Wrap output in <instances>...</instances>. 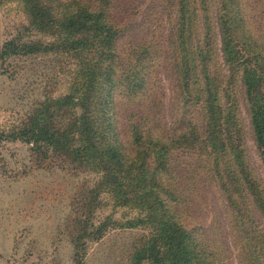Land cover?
Returning <instances> with one entry per match:
<instances>
[{"label": "trees", "instance_id": "obj_1", "mask_svg": "<svg viewBox=\"0 0 264 264\" xmlns=\"http://www.w3.org/2000/svg\"><path fill=\"white\" fill-rule=\"evenodd\" d=\"M9 1H17L28 22L5 41L0 58L49 57L54 64L44 97L17 123L0 127V143L28 144L37 168L95 174L71 223L76 256L109 228H143L131 264H225L203 228L188 221L186 182L205 177L228 206L241 264H264V232L254 215V207L264 215V185L239 118L242 86L264 163L263 12L250 0H162L165 42L120 44L116 0H0V6ZM164 58L175 93L166 123L153 93ZM63 79L66 91L55 94ZM121 102L141 107L127 114L125 127L117 117ZM106 205L134 215L96 222Z\"/></svg>", "mask_w": 264, "mask_h": 264}, {"label": "rangeland", "instance_id": "obj_2", "mask_svg": "<svg viewBox=\"0 0 264 264\" xmlns=\"http://www.w3.org/2000/svg\"><path fill=\"white\" fill-rule=\"evenodd\" d=\"M250 1L256 6L255 11L263 12L264 16V0ZM115 16L124 27L120 44L149 39L165 42L169 22L162 0H116ZM22 22L28 21L17 1L0 6V50L18 32ZM220 60L223 61L221 54ZM53 64L49 57L0 58V127L17 123L44 97V86L53 73ZM58 85L55 94L66 91L64 79ZM153 93L160 103L161 120L170 121L175 93L170 65L165 58L158 64V82ZM140 108L119 103L120 125L125 127L127 114ZM249 112L241 86L239 118L248 157L264 185V163ZM0 144V264H79L78 258L81 264H131L134 245L147 229L109 228L101 239H88L85 254L76 256L72 234L75 228L71 223L83 199V189L95 179L94 173L73 175L60 169L37 168L28 144L20 140H3ZM183 171L186 177L190 176L189 170ZM186 183L189 224L203 228V236L220 249L225 264H241L238 238H234L230 212L222 194L205 177ZM110 214L115 219H126L134 211L106 205L94 214L96 222ZM254 215L264 232L263 213L254 207Z\"/></svg>", "mask_w": 264, "mask_h": 264}]
</instances>
